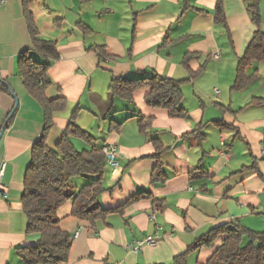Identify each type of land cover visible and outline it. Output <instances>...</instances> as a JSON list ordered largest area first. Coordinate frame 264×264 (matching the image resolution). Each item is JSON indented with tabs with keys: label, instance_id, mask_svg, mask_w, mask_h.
<instances>
[{
	"label": "crops",
	"instance_id": "obj_1",
	"mask_svg": "<svg viewBox=\"0 0 264 264\" xmlns=\"http://www.w3.org/2000/svg\"><path fill=\"white\" fill-rule=\"evenodd\" d=\"M216 3L30 0L28 9L39 37L55 41L59 54L48 61L50 86L45 95L66 100L65 109L53 116L47 147L60 142L69 118L79 109L76 124L92 140L73 137L75 149H116L118 169L112 173L106 164L99 207L114 210L135 195H151L94 226L71 217L70 202L59 206V227L72 237L67 264H173L175 257L222 225L264 229V58L245 68L252 77L241 89H232L257 27L243 0H222L225 25L217 23ZM259 12V29L264 32V0H259ZM95 47H103L106 56L100 59L92 52ZM26 50H33V43L22 1L7 0L0 7V131L16 111L0 137L7 193L5 199L0 196V264H20L16 250L33 245L37 238L26 234L27 217L20 202L31 148L44 127L43 108L18 74V58ZM214 53L219 57L213 58ZM152 72L181 83L186 119L147 107L148 88L136 90L132 103L110 100L112 79ZM140 118L151 119L144 131ZM152 139L165 149L158 157L167 176L162 183L151 182L156 164ZM74 179L73 192L83 178ZM154 200L161 202L160 210ZM147 236L157 243L137 253L129 249ZM220 242L219 238L188 251L187 264H207Z\"/></svg>",
	"mask_w": 264,
	"mask_h": 264
},
{
	"label": "trees",
	"instance_id": "obj_2",
	"mask_svg": "<svg viewBox=\"0 0 264 264\" xmlns=\"http://www.w3.org/2000/svg\"><path fill=\"white\" fill-rule=\"evenodd\" d=\"M29 35L33 43V50H26L18 58V74L28 93L38 100L44 111V127L41 137L31 148V161L28 165L23 183V192L20 198L21 206L27 217L26 234L35 235L33 245L18 248L16 256L20 264H67L72 237L59 227V219L55 210L65 202L71 203L70 216L85 221L91 226L112 212H121L125 205L151 195L138 194L130 198L122 207L106 210L98 205V197L105 191L103 184L106 167L105 156L101 149L77 150L73 146L72 138H80L91 142V136L76 124V109L69 118L60 142L49 149L45 143L47 134L52 126L54 114L63 111L66 107L65 98L58 96L48 99L45 95L50 86L48 71L50 61L58 59L57 44L52 40L39 37L32 15L28 9L30 0H21ZM251 22L257 27L245 54L239 61L236 79L232 89H241L252 77L245 74V68L252 62L264 58V32L259 29L261 16L259 0H243ZM215 21L225 25V16L222 0H217L214 8ZM35 53L36 59L31 53ZM92 52L100 59L106 56L103 47H95ZM188 57L184 60L187 62ZM180 82L165 78L152 72L141 78L119 77L111 80L108 86L110 100L133 102V93L140 88H148L145 95V104L149 108H158L167 111L172 118L186 119L188 111L181 106L182 93ZM257 101H260L256 99ZM262 102V101H260ZM16 108L11 117L5 120V129L11 123ZM140 130L149 127L151 119L140 118ZM4 129V130H5ZM1 129L0 134L3 133ZM155 154V166L151 173L152 183H162L167 176L161 169L158 157L165 151L161 144L152 139ZM195 175H199L195 173ZM194 176V175H193ZM86 179V183L73 192L72 180ZM154 205L161 209L160 201L154 200ZM220 245L213 252L207 264H264V229L254 232L238 225H222L211 230L194 243L188 251L200 246H210L217 239ZM187 251V252H188ZM187 252L177 256L173 264H187Z\"/></svg>",
	"mask_w": 264,
	"mask_h": 264
},
{
	"label": "built area",
	"instance_id": "obj_3",
	"mask_svg": "<svg viewBox=\"0 0 264 264\" xmlns=\"http://www.w3.org/2000/svg\"><path fill=\"white\" fill-rule=\"evenodd\" d=\"M7 0H0V7L5 6ZM219 54L218 53H214L213 54V58H218ZM216 93H218V91H215ZM102 153L105 156V161L106 164L112 169V173H115L118 169V162L116 159V149L114 146L112 145H106L104 147L101 148ZM261 154L264 155V138H263V142H262V147H261ZM4 164H2L1 168H0V196L1 198L5 199L7 197V193L5 190V186L3 184V175H4ZM155 215L153 214L151 216V219H154ZM75 236H77V233H75ZM157 239L151 236H147L143 239L137 240L135 242H133L132 244L129 245V249L133 252V253H137L138 251H140L142 249V247L144 245H151L154 246L157 243Z\"/></svg>",
	"mask_w": 264,
	"mask_h": 264
},
{
	"label": "rangeland",
	"instance_id": "obj_4",
	"mask_svg": "<svg viewBox=\"0 0 264 264\" xmlns=\"http://www.w3.org/2000/svg\"><path fill=\"white\" fill-rule=\"evenodd\" d=\"M91 134V133H90ZM76 149L77 150H81L80 149V147L78 146V145H76ZM78 179H81V178H78ZM75 179H73L72 181H74ZM81 183H80V185H79V187H78V189L77 190H79L85 183H86V181L84 180V179H81V181H80Z\"/></svg>",
	"mask_w": 264,
	"mask_h": 264
},
{
	"label": "water",
	"instance_id": "obj_5",
	"mask_svg": "<svg viewBox=\"0 0 264 264\" xmlns=\"http://www.w3.org/2000/svg\"><path fill=\"white\" fill-rule=\"evenodd\" d=\"M12 115V113H10L9 117ZM5 129V125L3 126L2 130ZM2 134V133H1ZM1 134H0V137H1Z\"/></svg>",
	"mask_w": 264,
	"mask_h": 264
}]
</instances>
